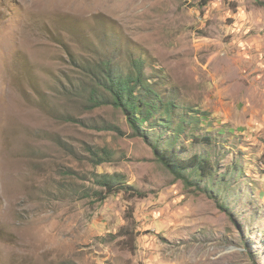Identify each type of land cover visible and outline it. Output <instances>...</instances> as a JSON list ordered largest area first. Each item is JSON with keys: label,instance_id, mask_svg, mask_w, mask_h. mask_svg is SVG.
Segmentation results:
<instances>
[{"label": "rangeland", "instance_id": "374dc122", "mask_svg": "<svg viewBox=\"0 0 264 264\" xmlns=\"http://www.w3.org/2000/svg\"><path fill=\"white\" fill-rule=\"evenodd\" d=\"M140 60L145 137L92 92ZM0 264H264V0H0Z\"/></svg>", "mask_w": 264, "mask_h": 264}, {"label": "trees", "instance_id": "16d2710c", "mask_svg": "<svg viewBox=\"0 0 264 264\" xmlns=\"http://www.w3.org/2000/svg\"><path fill=\"white\" fill-rule=\"evenodd\" d=\"M104 79L99 84L104 87L107 94L102 100L97 99L95 91H92L95 104L105 103L110 104L115 108H120L124 112L129 124L133 128L136 135L145 137L143 131V122L153 117L156 111L163 107L166 119L159 120L157 123L163 129H170L171 114L170 103H157L155 101L157 93L153 89L150 82L147 81L143 74V61H134L132 64V71L122 75H115L113 73H103ZM172 106V105H171ZM182 119V117H180ZM180 125H178L179 127ZM178 128L175 130L177 131ZM174 131V127L172 128ZM153 137V136H152ZM160 136L152 139V148L155 158L167 167L174 177L181 179L185 184L194 183L183 171L189 167L199 171H207L208 159L199 154H192L189 156H181L175 147L166 148L159 145ZM109 155V153H106ZM98 155V154H97ZM98 161H102V156H99ZM123 175L115 172L112 174H102L96 177V182L105 190V193L99 192L101 198H105L108 194L119 191L124 185Z\"/></svg>", "mask_w": 264, "mask_h": 264}]
</instances>
